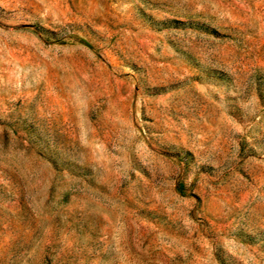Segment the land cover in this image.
<instances>
[{"label": "rangeland", "instance_id": "1", "mask_svg": "<svg viewBox=\"0 0 264 264\" xmlns=\"http://www.w3.org/2000/svg\"><path fill=\"white\" fill-rule=\"evenodd\" d=\"M0 264H264V0H0Z\"/></svg>", "mask_w": 264, "mask_h": 264}]
</instances>
